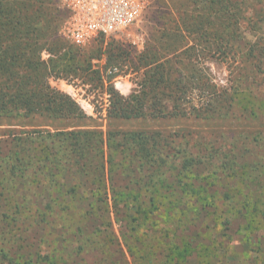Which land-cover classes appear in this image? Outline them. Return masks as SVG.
<instances>
[{"label": "trees", "instance_id": "trees-1", "mask_svg": "<svg viewBox=\"0 0 264 264\" xmlns=\"http://www.w3.org/2000/svg\"><path fill=\"white\" fill-rule=\"evenodd\" d=\"M53 5L48 0H0V126L9 127L12 136L10 174L29 169L34 159L47 161L49 173L63 164L66 169L70 167L79 183L69 191V202L88 201L87 214L92 211V221L98 220L95 212L102 213L99 219L109 231L106 237L113 241L118 240L113 231V211L122 223L121 243L131 257L123 264H187L198 223L207 229L199 236L211 242L197 250V264H221L224 256L213 254L216 240L211 238L220 224L225 226L230 210L238 220L256 214L260 223L264 214L258 213L259 204L264 209V177L259 179L264 175V0H185L173 7H161L144 51L135 56V72L142 76L140 89L128 97L121 95L110 79L105 82V71L94 68V59H101L98 54L74 47L60 37L65 11ZM245 32L253 33L255 40L244 45ZM43 53L49 58L44 60ZM114 55L110 61L115 60ZM213 56L229 66L230 61L238 63L237 95L220 90L200 67L202 60ZM51 78L77 79L101 88L108 83V130H102L74 98L53 88ZM197 92L202 99L200 107L191 104L189 98ZM146 119L189 122V126L208 128L212 136L219 133L223 138L222 130L230 132L235 122L238 131L233 132V142L228 139L214 150L215 155L207 148L208 159H218L214 166L212 161L201 160L200 147L211 144H202V131L184 126L164 134L126 127ZM244 122L252 128L242 132L239 126ZM40 142L53 145L51 151L46 149L38 158L37 154L26 156V150ZM171 144L191 148L181 156L180 186L171 187L169 192L162 170L169 166ZM250 144L256 150L247 160L239 153ZM193 146L199 147L197 154ZM200 165L209 172L193 174V168ZM169 168L174 171L176 166ZM220 168L238 182L237 189L236 185L228 188V179L227 186L212 191L223 182L216 172ZM117 176L133 178L138 193L115 186ZM82 178L90 179L95 190L81 195ZM253 183L259 185L260 194H243ZM181 204L182 209L175 210ZM220 215L225 217L222 222ZM186 220L191 224L179 229L184 243L181 249L169 244L172 235H167L175 233L177 225ZM211 222L214 227H210ZM139 237L142 242H138ZM5 256L1 254L0 264H13ZM101 262L109 264L107 258Z\"/></svg>", "mask_w": 264, "mask_h": 264}, {"label": "rangeland", "instance_id": "rangeland-1", "mask_svg": "<svg viewBox=\"0 0 264 264\" xmlns=\"http://www.w3.org/2000/svg\"><path fill=\"white\" fill-rule=\"evenodd\" d=\"M48 1L53 2V6H56L60 11L63 10L59 0ZM184 2L185 0H154L152 6L130 28L109 38H104L103 41H100V38L84 47L76 46L70 40L59 35L74 47L86 49L92 55L98 54L101 59H94V68L105 71V82L110 79V84L121 95L128 97L134 89H140L138 84L141 82L142 76L140 72H135V56L144 51L150 33L157 26L155 18L158 14L156 12L163 6L173 7L177 3ZM187 7L189 10L192 8L189 4ZM245 33L247 35L244 36L242 41L244 45L248 40H255L253 33L252 35L249 32ZM112 55H114L115 58L113 59L115 60L110 61ZM48 58L49 55L43 53V59ZM230 62L231 65L229 66L220 58L213 56L206 61L202 60V66L200 67L205 69L220 90H226L232 95H237L234 88L237 87L235 84L236 75L240 74L238 69L235 70L238 63L232 64L233 62ZM50 84L53 88L74 98L88 116H92L95 121L102 125V130H108L106 115L109 107V96L105 92L108 83L104 88H101L97 83L89 85L83 84L82 81L77 79L65 81L51 78ZM189 98L191 104L197 107L202 105V99L198 92L190 95ZM165 101H167V98H165ZM172 110V107L168 108L169 112ZM237 124V122L234 123L230 132L222 130V132H225L224 138L219 133L212 136L208 128L203 129L202 127L201 129L200 126H189L191 125L189 122L181 124L170 120L155 121L146 119L126 125V127L150 132L158 130L164 134L175 133L184 126H189L192 130L202 131L205 136L202 144H211L209 147L208 145L200 147L203 150L201 160L204 162L209 160L208 162H210L212 160L207 157V148L212 152V155H215L214 150L219 149L228 139L229 142H233L232 135H234L233 132L238 131ZM239 127H241L240 131L242 132H244L242 129L252 128L246 122ZM9 130V127L0 126V258L1 254H5L6 260L11 261L10 263L13 264H103L101 262L103 258H107L109 264L111 262L123 264L125 258L131 260L126 247L121 243L123 242L121 236L122 223L116 219L114 211L112 214L113 231L117 235V241L106 237L109 231L106 230L107 228L102 225L103 222L99 219L102 213L95 212L98 220H91L92 211L87 214L90 210L88 201L85 199L79 200L77 204L69 202V191H72L79 183L78 176L69 166H67L69 169H66L64 164L60 167L57 166L59 169L53 168L54 173H49L45 167L49 165L47 161L41 160L38 162L34 159L29 169L19 171L15 175L10 174L8 166L11 161L8 160V157L13 146L11 145L12 136H10ZM52 146L49 143H37L34 149L29 147L26 150V156L37 154L38 158V154L44 153L46 149L51 151ZM187 147L172 144L168 146V153L170 154L168 165L171 167L176 166L174 171L169 166L164 167L162 170L166 172L163 184L169 192H171V187L177 189L180 186V161L182 160L183 151L191 148L190 146ZM228 148L230 147L228 146ZM248 148L239 153L241 157H245L247 160L251 158L256 146L250 144ZM194 150L196 151L194 153L197 154L199 147L194 148ZM241 160L244 161V159ZM212 162L214 166H217L218 159ZM214 169L212 166L211 170ZM208 172L209 168L203 165L193 168V174L195 175H205ZM216 172L220 178H223V182L212 187V191L227 186L229 179L221 168L216 169ZM149 174H151V171ZM118 177L120 176H117L114 181L115 186L124 188V191L138 193L139 187L135 186L133 178L131 180L129 176ZM263 177L264 175L261 174L259 179L262 180ZM229 180L228 188L236 185L234 189H237L238 182ZM82 182L84 186L80 192L81 195H86L84 191L90 193L91 190H95V186L90 179L82 178ZM261 191L259 185L253 183L243 190V194L259 195ZM258 198L261 197L258 196ZM253 200L255 202L256 198ZM177 201H180L179 196ZM181 206L182 204L177 206L175 210H181ZM263 210V206L259 204L258 213H264ZM230 211L232 214L229 215L230 212H227L229 218L225 220V217L220 215V222L224 220L225 223L223 224L225 226L220 224V227H217L216 233L214 232L211 238L216 240V246L214 245L216 250L213 254L219 257L224 256L223 264H264V214L263 218L261 217L262 220L260 219L262 223H260L255 220L256 214L248 215L247 220H238L234 211ZM214 222L210 223V227L215 226ZM181 223L177 225L175 233H168L167 236L172 235L170 236L172 240L167 242L184 249L183 235L182 231L179 232V229L185 228V226L190 228L191 221L186 220ZM203 226L198 223L195 229L197 237L192 242L193 252L187 258V264H197V250L203 249L204 245L211 242L199 236V234H205L207 231ZM99 231L101 232L99 233ZM149 235L151 236V234ZM142 241L143 238L139 237L138 242ZM119 243L122 244V248L119 247ZM103 250H106L104 257ZM110 254L113 257H109ZM1 261L0 259V263ZM4 264L8 263L5 262Z\"/></svg>", "mask_w": 264, "mask_h": 264}, {"label": "built area", "instance_id": "built-area-1", "mask_svg": "<svg viewBox=\"0 0 264 264\" xmlns=\"http://www.w3.org/2000/svg\"><path fill=\"white\" fill-rule=\"evenodd\" d=\"M65 16L60 35L79 47L130 28L154 0H59Z\"/></svg>", "mask_w": 264, "mask_h": 264}]
</instances>
